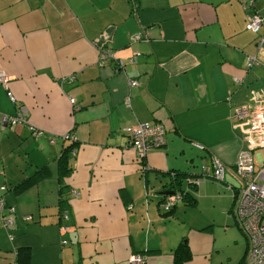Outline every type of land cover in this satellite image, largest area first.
Listing matches in <instances>:
<instances>
[{
	"label": "crops",
	"instance_id": "crops-1",
	"mask_svg": "<svg viewBox=\"0 0 264 264\" xmlns=\"http://www.w3.org/2000/svg\"><path fill=\"white\" fill-rule=\"evenodd\" d=\"M245 1L0 0V115L20 120L0 122V197L15 208L2 215L0 264H174L182 245L184 264L242 263L227 188L244 149L233 114L264 92L262 32L245 28L264 0ZM144 123L165 138L139 159L124 129ZM213 157L228 167L221 185L201 179L192 205L164 214L168 174L197 177ZM42 168L48 178L16 193Z\"/></svg>",
	"mask_w": 264,
	"mask_h": 264
},
{
	"label": "built area",
	"instance_id": "built-area-1",
	"mask_svg": "<svg viewBox=\"0 0 264 264\" xmlns=\"http://www.w3.org/2000/svg\"><path fill=\"white\" fill-rule=\"evenodd\" d=\"M253 3L254 0H246L242 6L248 10ZM245 28L253 33L261 31L260 45L264 44V16H259L256 13L250 14L246 17ZM101 60H113V57L110 53L104 52ZM115 64L117 69H121V62L115 61ZM248 66H251V63ZM6 78L0 73L1 84L6 85L8 80ZM130 85L135 87L137 83L133 81L130 82ZM252 100L255 107L251 111L237 109L233 114L235 119L233 128L241 131L244 149L239 151L231 173L239 186L234 189L229 214L246 240V249L241 264H264V164L256 165L254 158V152L264 148V92L253 93ZM18 121L20 120L4 116L1 124L7 125ZM124 132L128 135L129 143L139 159H143L149 149L164 145L165 129L159 123H144L126 127ZM62 138L69 139L70 137L64 135ZM227 171L228 167L213 157L210 165L203 164L201 174L193 179H187V183L196 188L201 179L206 177L223 182ZM3 190L4 188L0 189V191ZM182 198V194L178 192L160 197L158 207L167 213ZM4 210V200L0 197V227H8L11 224L10 220L1 216ZM128 264H146V256L143 254L131 255Z\"/></svg>",
	"mask_w": 264,
	"mask_h": 264
},
{
	"label": "trees",
	"instance_id": "trees-1",
	"mask_svg": "<svg viewBox=\"0 0 264 264\" xmlns=\"http://www.w3.org/2000/svg\"><path fill=\"white\" fill-rule=\"evenodd\" d=\"M4 116L14 118L12 115H4ZM4 116L0 115V122L2 120V117H4ZM72 145H68L67 147L63 148L61 150V153H60L61 156L57 160V167H58V173H59L58 175H60L61 179L64 178V177H67L71 173V168L68 166L69 165V163H68L69 162L68 161L69 160L68 154H69V152H71ZM168 175H169V179H170V181H169V190L170 191H174V193L178 192V193L182 194L183 198H182L181 201H183V202L187 201V202L191 203V205H192L194 203V200H193V198H194L193 196L194 195H193L192 191L195 188H193L192 186L188 185L187 179H190V178L193 179L196 176H194V177L185 176V175L183 176V175L178 174L176 172H171ZM33 176H34L33 178H30V179L27 178L26 180L21 182L19 185H17V187H15V189H14L16 191V193L20 194V193H23L26 190L30 189L32 187V185L34 184L35 180H37V182H39V181H42V180L48 178L50 176V172L46 168H42V169L36 171L33 174ZM183 181L185 182L184 184L186 185L187 191L186 190H182V188H181ZM1 188H4V190L0 191V192L5 194L6 187H0V189ZM4 194L1 195V197L4 200V207H5V210L2 213V215L14 214L15 213V208H13L11 205L6 203V197L3 196ZM62 203H63V201L61 200V197H60V199L58 201L59 207H60V205ZM62 208H59V211H61ZM9 209L13 210V211L11 212ZM172 210H170L168 213H164V214H169V213H171ZM23 220L27 221V220H29V217H25ZM185 248L186 247H184L182 245L174 252V264H184L189 259V255L187 254ZM14 255L16 256V258H15V256H14V258L17 259V251H15ZM14 258H13V260H14ZM13 263L17 264V260L15 262H13Z\"/></svg>",
	"mask_w": 264,
	"mask_h": 264
},
{
	"label": "rangeland",
	"instance_id": "rangeland-1",
	"mask_svg": "<svg viewBox=\"0 0 264 264\" xmlns=\"http://www.w3.org/2000/svg\"><path fill=\"white\" fill-rule=\"evenodd\" d=\"M254 156H258V159H256L257 165L262 164V163L264 164V148H260V149L256 150L254 152ZM206 180H210V179L207 178ZM214 182H215V180H214ZM215 183L220 184L221 182L217 181ZM237 186H239L238 182L236 180H233V179H232V183H230L229 186H227L228 192H229V198L231 201H232V196L234 194V189H236ZM230 217H231V215H230Z\"/></svg>",
	"mask_w": 264,
	"mask_h": 264
},
{
	"label": "water",
	"instance_id": "water-1",
	"mask_svg": "<svg viewBox=\"0 0 264 264\" xmlns=\"http://www.w3.org/2000/svg\"><path fill=\"white\" fill-rule=\"evenodd\" d=\"M172 194H174V191H165L162 193L163 196L172 195Z\"/></svg>",
	"mask_w": 264,
	"mask_h": 264
}]
</instances>
